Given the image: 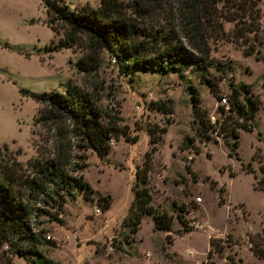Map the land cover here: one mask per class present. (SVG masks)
<instances>
[{"label":"rangeland","instance_id":"rangeland-1","mask_svg":"<svg viewBox=\"0 0 264 264\" xmlns=\"http://www.w3.org/2000/svg\"><path fill=\"white\" fill-rule=\"evenodd\" d=\"M61 2L70 8L98 4ZM258 6L259 33L264 36V0ZM173 11L170 0L156 19L163 25L173 22ZM46 20L42 0H0V152L3 144L19 149L16 157L25 163L39 152L52 154L61 143L72 166L82 165L73 173L92 188L89 198L78 191L74 197L67 195L58 211L34 204L56 216L29 217L43 254L58 264H264V255L252 249L264 252V189L256 182V177H264V44L255 43L254 53L244 55L233 21L219 19L225 36L208 40L206 67L179 63L176 72L124 73L112 52L103 49L96 69L85 72L76 64L83 48L51 50L62 33H54ZM239 82L250 86L260 105L253 129L238 127V145L229 153L226 141L233 137L216 133L213 123L226 114H221L219 97L228 100L231 86ZM67 86L88 92L103 113L116 115L124 133L112 138L107 153L99 156L78 146L63 123L42 118L43 104L19 91H64ZM189 87L214 125L206 135L199 134ZM161 102L171 107L170 113L158 107ZM148 129L159 137L155 143H149ZM150 146H155L147 182L150 203L173 216L172 226L169 231L156 229L151 215L144 214L131 232L125 219L133 198L131 185ZM210 238L222 246L220 252L212 251ZM0 264L26 263L0 242Z\"/></svg>","mask_w":264,"mask_h":264},{"label":"trees","instance_id":"trees-1","mask_svg":"<svg viewBox=\"0 0 264 264\" xmlns=\"http://www.w3.org/2000/svg\"><path fill=\"white\" fill-rule=\"evenodd\" d=\"M172 1L175 5L173 22L163 25L156 18L163 16L164 7L170 0H98L96 6L86 3L74 8L61 0H42L47 25L54 33H62L52 43L51 50L77 46L83 48V54L76 64L85 72L96 69L100 52L106 49L112 52L114 59L117 58L120 70L124 73L136 69L168 73L178 71L179 63L200 67L210 64L208 40L225 34L219 19L233 21L244 55L254 53L255 43L264 44V36L259 33V0ZM249 33L251 37H248ZM256 58L260 59L258 56ZM262 59L264 61V55ZM189 88L194 93L191 96L194 102L192 106L199 134L206 135V129H214L215 124L216 133L233 137L232 141H226V145L229 153L234 152L238 145L237 128L253 129L255 114L260 105L259 98L248 84L239 82L232 85L228 95L229 112L212 124L198 108L196 92L192 87ZM19 91L43 104L44 108L40 110L43 119L53 124L63 123L77 138L78 146L91 148L99 156L110 150L112 138L124 133L116 115L103 113L91 94L75 86H67L64 91L33 92L24 88ZM158 107L165 113L171 112V107L164 102L158 104ZM220 111L224 113L222 107ZM147 133L149 143L158 141L159 137L154 136L153 130L148 129ZM1 149L0 242L6 243L13 253L22 256L26 264H58L38 248L39 233L33 231L29 217L31 214L34 217L42 213L49 214L44 208L34 205L38 202L58 211L65 197H74L76 191L89 198L91 186L82 175L73 173L82 165L72 166L67 147L61 143L52 154L39 152L25 163L16 157L19 149L9 150L5 144ZM154 151L155 146H150L143 155L141 167L135 168V179L131 185L133 198L125 216L131 232L138 229L144 214L151 215L156 229L169 231L172 226L173 216L166 211H158L150 203L152 196L147 182ZM256 182L257 186L264 189V177H256ZM221 191L222 188L218 190L219 195ZM178 208L182 211L184 205L180 204ZM52 217L56 218L54 214ZM177 217L187 228V222L182 216L178 214ZM248 239L251 244L256 241L251 236ZM209 244L216 253L222 250V246L211 238ZM252 249L258 256L264 255L262 251L256 252L254 246Z\"/></svg>","mask_w":264,"mask_h":264},{"label":"built area","instance_id":"built-area-1","mask_svg":"<svg viewBox=\"0 0 264 264\" xmlns=\"http://www.w3.org/2000/svg\"><path fill=\"white\" fill-rule=\"evenodd\" d=\"M112 60H115L114 57H112ZM219 101H220L219 103H220L221 107L223 108V111L225 113L229 112L228 111L229 104H228L227 98L223 95V96L220 97ZM214 123H215V121H214Z\"/></svg>","mask_w":264,"mask_h":264}]
</instances>
